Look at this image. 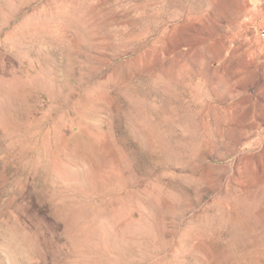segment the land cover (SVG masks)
Instances as JSON below:
<instances>
[{
    "label": "rangeland",
    "instance_id": "374dc122",
    "mask_svg": "<svg viewBox=\"0 0 264 264\" xmlns=\"http://www.w3.org/2000/svg\"><path fill=\"white\" fill-rule=\"evenodd\" d=\"M0 264H264V0H0Z\"/></svg>",
    "mask_w": 264,
    "mask_h": 264
}]
</instances>
